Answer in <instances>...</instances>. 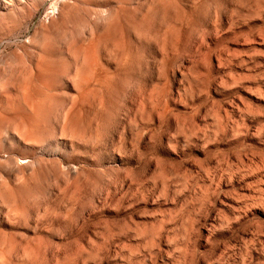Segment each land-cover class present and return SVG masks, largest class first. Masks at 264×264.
Here are the masks:
<instances>
[{"label": "rangeland", "instance_id": "1", "mask_svg": "<svg viewBox=\"0 0 264 264\" xmlns=\"http://www.w3.org/2000/svg\"><path fill=\"white\" fill-rule=\"evenodd\" d=\"M64 5L49 70L17 71ZM109 9L102 80L78 90ZM0 33V106L25 92L46 128L33 152L0 133V158L41 164L0 166V264H264V0H0Z\"/></svg>", "mask_w": 264, "mask_h": 264}, {"label": "bare ground", "instance_id": "2", "mask_svg": "<svg viewBox=\"0 0 264 264\" xmlns=\"http://www.w3.org/2000/svg\"><path fill=\"white\" fill-rule=\"evenodd\" d=\"M55 9H57V8H55ZM103 9H105V7ZM70 13L71 12H70L68 5H64L63 8L60 7V9H58L57 16H54L52 18V20L50 21V24L44 25L42 27L41 36H40V39L38 42L39 43V45H38V51L39 52L33 54V56L31 57V60L28 61V64L17 62L18 63V65L16 66L17 71H18V68L20 66H25V67L29 68L31 72L42 73L43 71H47V69L49 70L50 54H51L49 51L50 50L49 48L52 47L51 41L53 40L57 45L63 41L62 37L67 36V33L64 32V29L67 27V23L69 20V14ZM105 13H106L105 16L103 18H101V21H95L88 26L87 37H83V41L87 43L86 47H84L81 55L74 59V62H75L74 66L75 67H74V73H73L74 77L72 80H73V83L75 84V86L78 88V90H80L82 86L85 87L87 85V88H89V89L91 87H94L93 91H95L96 87L100 84V80H102V78L100 76V71H102V70H101V68L99 69V62H98V57L96 55V50H97V46L101 40H104L106 43L112 42V34L114 33L113 32L114 29H112V28L115 25V14H114V12L111 9H109V10H106ZM100 27L104 28V31L106 33L105 37H99L98 36L99 35L98 34V28H100ZM1 34L2 33H0V35ZM1 38H2V36H1ZM74 45H75V43H74ZM114 48H115V46H114ZM67 54L69 57H72L68 52H67ZM15 57L16 56H14V58ZM113 64H112V66H113ZM108 65H110V63ZM113 70H114V68H113ZM85 71L89 72V77L83 76L85 74ZM34 74H36V73H34ZM69 74H70V71H69ZM63 75L64 74H62L61 76H63ZM61 76H59V77H61ZM29 79H30V76H29ZM26 80H28V79H26ZM26 87L27 86H25L24 88H26ZM3 88H7V90L13 88V85L10 82V80L7 81V79L6 80L0 79V98H1L0 103L2 101L3 102L5 101L4 100L5 96L3 94L4 92H2ZM73 89H75V88L73 87ZM27 90H25V91H27ZM59 92H60V89H59ZM77 93H75V94H77ZM80 96H81V91H80ZM6 98L8 101H6V103H4L5 107L0 106V133L3 130H5L8 134H12V135L14 134L15 135L14 138L21 139V141H19L20 144H22L26 149H29L28 151L33 152L36 149L35 146L39 145L40 142H42L41 138L46 133V128H44V126L41 125L42 119L39 116V114H37V111H36L37 106L33 105L30 102L29 95L25 92L23 94L22 101H20L18 103L13 102V98L10 96H7ZM18 105L26 107L27 110H29V112L33 115L29 119V121L34 122L32 125H29V126L25 125V121L27 119H24L23 117H21V114H20L21 111L17 108ZM40 107H41V105H40ZM88 108H89V106H88ZM4 111L8 113L7 116H4L2 114V112H4ZM63 120L65 122H68L70 120L69 114H66L65 117L63 118ZM72 121L75 122L74 124L79 123L78 121H75L74 116L72 117ZM8 145H10V144H8ZM18 148H19V146H18ZM57 150H60V149H57ZM42 151L46 155H48L49 153L52 152L51 148L49 146H46V145H45V147H43ZM2 152H4V151H2ZM6 153H7V151H6ZM18 155H19V153H18ZM49 156H51V155H49ZM49 156L47 158H50ZM3 158H0V166L3 163L7 164L6 166L9 165L13 170L19 172L20 174H22L24 176L29 175V172H32L30 174V176H33V174H36L38 172L37 167H39V165H41L40 161L34 155H32L31 157H28V158H22L21 159V158L17 157V155L14 153V151L10 153L9 158L7 160L6 159L3 160ZM5 158H6V156H5ZM67 166L69 167V165H67ZM10 212H12V211H10ZM13 217H15V216H13ZM11 222H13V221H11ZM4 224H6V223H4ZM9 239H11V238H9ZM0 258L2 259V257H0Z\"/></svg>", "mask_w": 264, "mask_h": 264}]
</instances>
